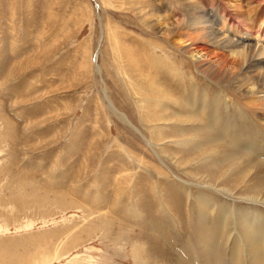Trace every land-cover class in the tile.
I'll list each match as a JSON object with an SVG mask.
<instances>
[{"label":"rangeland","instance_id":"374dc122","mask_svg":"<svg viewBox=\"0 0 264 264\" xmlns=\"http://www.w3.org/2000/svg\"><path fill=\"white\" fill-rule=\"evenodd\" d=\"M130 10H110L107 0H0V264H176L178 250L194 244L183 211L192 201L182 202L180 223L169 210L172 194L185 197L182 182L192 199L222 204L224 195L204 187L238 191L229 184L241 177L234 167L212 184L208 158L182 153L191 144L140 135L152 127L144 119L160 114L151 101L159 95H146L122 59L133 53L157 68L149 74L168 92L167 72L215 87L168 45L149 46ZM242 201L237 210L253 206Z\"/></svg>","mask_w":264,"mask_h":264},{"label":"bare ground","instance_id":"6f19581e","mask_svg":"<svg viewBox=\"0 0 264 264\" xmlns=\"http://www.w3.org/2000/svg\"><path fill=\"white\" fill-rule=\"evenodd\" d=\"M223 1L224 4L221 0H107L108 9L119 8L122 14L123 10L132 8L130 11L141 35L152 40L149 46L168 45L191 62L197 77L201 76L216 88L211 92L204 88L206 85L198 89L200 80L186 84L161 67L167 72L166 79H170L168 92L158 77L154 80L150 76L160 74L157 68L151 64V69L141 66L133 53L128 60L122 59L130 64V71L142 82L146 95L151 98L159 95L151 101L159 103L155 111L160 114L151 124L144 119L152 127L144 124L149 137H144L142 132L140 135L148 143L162 142L163 146L177 139L184 142L187 149L188 143L191 144L193 150L182 153L190 158H208L210 172H203L212 184L222 180L221 172L232 171V167L241 174L240 179L236 174L229 183L237 192L231 187L220 189L221 192L204 187L224 195L227 199L223 204L218 199H192L188 194L192 189L181 181L179 190L185 197L180 199L172 194L169 210L179 219L182 202L192 201L189 212L182 210L191 214L190 237L194 244L178 250L176 264H264V0ZM114 28L107 34L109 44ZM107 104L117 120L133 126L126 114L110 102ZM162 126L173 130L172 134ZM214 159L215 164L211 165ZM232 192H244L245 199L234 197ZM241 201L253 206L237 210L236 204ZM223 237H228L224 245ZM148 243L151 245L153 239L149 238Z\"/></svg>","mask_w":264,"mask_h":264}]
</instances>
